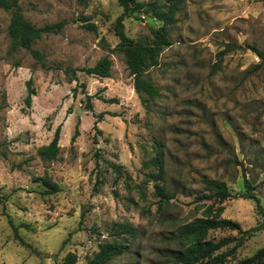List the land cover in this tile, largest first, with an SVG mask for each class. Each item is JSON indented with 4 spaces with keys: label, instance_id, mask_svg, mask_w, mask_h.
I'll list each match as a JSON object with an SVG mask.
<instances>
[{
    "label": "rangeland",
    "instance_id": "obj_1",
    "mask_svg": "<svg viewBox=\"0 0 264 264\" xmlns=\"http://www.w3.org/2000/svg\"><path fill=\"white\" fill-rule=\"evenodd\" d=\"M184 1L169 28L173 46L146 73L160 95H144L145 103L125 56L113 51L123 14L117 0H19L37 27L67 23L33 45L45 68L29 52L11 51L12 14L0 9V264H62L69 255L90 264L101 244L116 241L128 250L108 264H177L181 228L218 201L198 199L211 194L205 179L228 186L223 218L245 231L261 228L225 264L264 247V214L243 196L254 194L264 211V65L254 50L264 51V0ZM161 26L149 13L124 21L141 44ZM228 44L235 48L223 54ZM104 57L113 62L110 78L66 72ZM30 80L36 95L28 108ZM59 127V155L45 161L39 149ZM45 177L60 191L48 194L37 180ZM157 186L172 195L169 203ZM233 237L236 231L210 233L215 241Z\"/></svg>",
    "mask_w": 264,
    "mask_h": 264
},
{
    "label": "trees",
    "instance_id": "obj_2",
    "mask_svg": "<svg viewBox=\"0 0 264 264\" xmlns=\"http://www.w3.org/2000/svg\"><path fill=\"white\" fill-rule=\"evenodd\" d=\"M79 4H86L89 0H76ZM119 6L123 9V14L115 23L116 35L120 38V43L113 50L125 56L128 70L134 78V88L139 96L144 99V95L155 98L160 95V90L146 77V73L154 67L160 65V57L165 49L173 46L174 42L170 37L169 28L177 24L178 14L182 11L184 0H152L148 3L139 0H117ZM0 9L9 11L12 14L11 23L8 28V34L11 38V51L17 52L25 50L29 52L37 61L45 68V56L33 45L40 41L45 35L59 34L67 25L66 21H61L53 25L45 27H37L32 22L28 21L23 12L19 0H0ZM135 13H149L157 21L162 23V26L155 30L152 35V41L148 44H141L129 38L125 33L124 21L132 17ZM85 28L97 32L98 28L95 24L86 21ZM233 45L228 44L227 49L223 52L226 54L234 49ZM261 60L260 68L264 65V51L261 52L257 48L254 49ZM113 62L109 57H104L92 68L68 69L66 72L70 76H76L77 72H83L87 75H93L99 78H110ZM28 96L25 103L28 108L32 106V98L36 95L33 88L32 80L28 81ZM108 102H115L113 99ZM143 102H147L146 99ZM79 136L77 130L72 141H75ZM61 127L56 132L53 141L39 149V155L45 161H54L57 159L60 152ZM49 190L48 194H54L60 191L57 183H54L50 178H39ZM206 190L211 194H203L198 197L200 201L218 200L210 204L205 215L202 218L184 225L180 230L179 241L181 251L173 255L177 264H225L226 258L234 254L243 243L254 237L261 228L243 230L238 222L223 218L225 212L222 206L223 202L232 198V195L225 182L216 180H204ZM247 188L251 189L250 183H246ZM157 196L163 203H169L173 198L164 187H156ZM248 199H253L261 214H264L261 201L254 194L246 193L243 195ZM0 197V202H2ZM216 204H220L216 207ZM11 224L12 221L9 219ZM15 232L18 235V228L14 226ZM236 231L239 237L224 238L220 241H215L210 238L212 231ZM123 233L130 235L132 238L137 236V230L132 227H123ZM20 241L25 244L24 240ZM235 243L233 248L225 253L221 251ZM128 250V245L122 242H105L101 244L100 251L95 254L90 264H108L115 257L125 254ZM62 264H77L75 255H69ZM237 264H264V247L260 249L252 257L242 260Z\"/></svg>",
    "mask_w": 264,
    "mask_h": 264
}]
</instances>
